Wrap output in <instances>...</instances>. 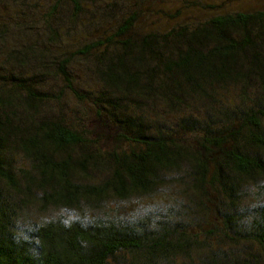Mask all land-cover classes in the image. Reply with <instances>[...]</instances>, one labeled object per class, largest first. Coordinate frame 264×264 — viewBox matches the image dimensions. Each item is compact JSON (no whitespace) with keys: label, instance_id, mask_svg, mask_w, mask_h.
<instances>
[{"label":"trees","instance_id":"trees-1","mask_svg":"<svg viewBox=\"0 0 264 264\" xmlns=\"http://www.w3.org/2000/svg\"><path fill=\"white\" fill-rule=\"evenodd\" d=\"M97 1L0 49V264H264V0Z\"/></svg>","mask_w":264,"mask_h":264},{"label":"rangeland","instance_id":"rangeland-1","mask_svg":"<svg viewBox=\"0 0 264 264\" xmlns=\"http://www.w3.org/2000/svg\"><path fill=\"white\" fill-rule=\"evenodd\" d=\"M88 1L91 0H78V5L81 8H84L85 6L87 7ZM112 1L116 0H98L97 2L101 5ZM179 1L180 0H147L143 3L153 5V3L156 2L165 6L169 4H178ZM256 1L260 2V0H248L247 4L243 5L249 8L251 3L256 5ZM55 2H57V8L55 11L65 13L67 19L60 23L57 15V19H55L54 23H58L57 32L60 35V39L56 40V43L53 44H58L57 46H60L61 48L63 46V49L67 48L68 43L72 40V37L69 38L71 34H82V24H85L84 18L79 14L69 16L70 12L72 13L73 11H71V6L68 0H0V29L4 28L5 31L2 39H0V49L16 48L25 43L28 44L29 41L32 40L34 43H39L45 40L47 37L48 26L36 24L35 18H42L48 10H51V6ZM133 2L134 0L132 3ZM143 3H139V5H144ZM261 3H263V1H261ZM33 16L35 18H33ZM97 21L104 23L105 18H100ZM47 42L52 41L48 40ZM48 49L53 50L54 48L52 46H48Z\"/></svg>","mask_w":264,"mask_h":264}]
</instances>
